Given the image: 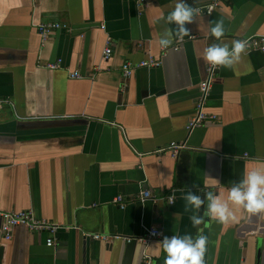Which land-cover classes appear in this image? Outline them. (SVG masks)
Segmentation results:
<instances>
[{
    "label": "crops",
    "instance_id": "obj_1",
    "mask_svg": "<svg viewBox=\"0 0 264 264\" xmlns=\"http://www.w3.org/2000/svg\"><path fill=\"white\" fill-rule=\"evenodd\" d=\"M209 1L185 0L193 9ZM175 3L0 0V98L8 100L0 107V211H29L61 227L52 246L48 234L14 227L8 241L0 237V264H164L157 242L91 237L134 238L151 227L205 234L204 264H264V212L230 205L234 220L194 226L198 213L184 200L188 190L226 199L231 182L264 166V51L218 65L204 104L216 121L185 129L205 77L204 48L264 35V0H221L210 15L194 10L181 35L165 20ZM217 20L219 41L209 32ZM47 22L68 29L43 41L37 26ZM165 32L172 43L162 49ZM149 57L160 65L122 76L124 62ZM173 142L185 144L175 157ZM143 189L153 201H141Z\"/></svg>",
    "mask_w": 264,
    "mask_h": 264
},
{
    "label": "clouds",
    "instance_id": "obj_2",
    "mask_svg": "<svg viewBox=\"0 0 264 264\" xmlns=\"http://www.w3.org/2000/svg\"><path fill=\"white\" fill-rule=\"evenodd\" d=\"M193 12V7H190L185 0H176L174 8L167 13L165 20L176 25L177 35L188 34L189 30L185 25L192 21ZM209 32L219 41L224 32L222 21L217 20L211 24ZM171 43L172 38L167 32L161 35L160 48L165 49ZM245 48L246 41L242 39H233L230 46L227 43H213L204 48L202 58L213 70L218 65L229 67L240 61ZM184 200L185 209L191 206L196 213L200 212L190 217L194 226L200 225L208 217L220 223L234 220L232 207L243 208L251 214L262 213L264 212V166L250 167L239 180L231 182L226 199L213 191H203V195H200L188 190L184 194ZM202 206L203 209L200 211ZM206 241L207 236L200 232L195 236L189 234L164 236L158 244L165 254L164 264H203Z\"/></svg>",
    "mask_w": 264,
    "mask_h": 264
},
{
    "label": "built area",
    "instance_id": "obj_3",
    "mask_svg": "<svg viewBox=\"0 0 264 264\" xmlns=\"http://www.w3.org/2000/svg\"><path fill=\"white\" fill-rule=\"evenodd\" d=\"M221 0H210L208 4L203 7L196 8L195 13L203 14V15H210L216 7L220 4ZM136 6L142 8L145 5V0H135ZM58 29H68L65 24H61L58 22H47V23H40L37 26V30L41 36V39L44 41L48 35ZM183 37L178 36L175 40L176 48L182 41ZM242 40L246 41V48L245 51H264V35H252L247 38H243ZM111 54V47L110 43L107 41L105 47L102 50V59L107 60ZM58 61L55 63H50L47 65L49 68H55L58 66ZM160 65V61L153 59L151 57L147 58L146 60L139 61L136 63L131 62H124L120 69L121 74L123 77H129L133 71L140 67H156ZM218 66L216 67V69ZM215 69V70H216ZM215 70H213L208 64L205 70V77L201 80L198 84L199 96L195 103V113L194 115L187 121L185 129L188 133H190L196 127H199L203 123L206 122H214L216 121V116L213 114H208L204 111V104L206 97L209 93V89L211 87V81L214 75ZM71 77H79L80 75L77 72H73ZM8 103L7 99L0 98V107ZM185 148L184 143H170L167 147L168 152L175 157L180 149ZM153 198L152 195L148 191L142 190L140 192V199L141 201L144 199ZM114 202L117 203L121 208L125 206V202L120 196L114 198ZM169 204L172 203V198H168ZM0 237L2 241L6 242L11 237V231L16 226H24L29 231L38 232V233H46L49 235V238L46 241L47 246L54 245L55 241V233L61 228L60 225L56 223H52L43 219L35 218L29 211H0ZM164 236H171L164 233L158 227H151L146 230V232L139 236V237H126V236H118V235H98L94 234L91 237L94 239H102V240H110V239H123L125 241L136 240L143 244H148L150 242H159L162 237ZM147 262V261H146ZM204 264V260H203Z\"/></svg>",
    "mask_w": 264,
    "mask_h": 264
},
{
    "label": "water",
    "instance_id": "obj_4",
    "mask_svg": "<svg viewBox=\"0 0 264 264\" xmlns=\"http://www.w3.org/2000/svg\"><path fill=\"white\" fill-rule=\"evenodd\" d=\"M144 191H145V189H143ZM147 191V190H146ZM200 195H203V193H201ZM153 199H154V197L151 199V198H148V199H144V200H142V201H145V200H151V201H153ZM200 211H202V207H201V210ZM198 214H200V212L198 211ZM2 252H3V247L2 246H0V260H1V256H2Z\"/></svg>",
    "mask_w": 264,
    "mask_h": 264
}]
</instances>
